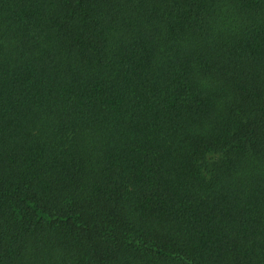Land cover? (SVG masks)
I'll return each instance as SVG.
<instances>
[{
    "label": "trees",
    "instance_id": "1",
    "mask_svg": "<svg viewBox=\"0 0 264 264\" xmlns=\"http://www.w3.org/2000/svg\"><path fill=\"white\" fill-rule=\"evenodd\" d=\"M0 264H264V0H0Z\"/></svg>",
    "mask_w": 264,
    "mask_h": 264
}]
</instances>
